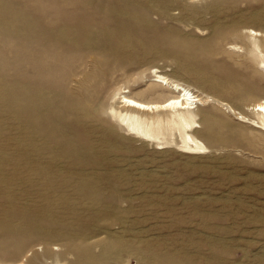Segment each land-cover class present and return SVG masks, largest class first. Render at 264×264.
Listing matches in <instances>:
<instances>
[{"label": "rangeland", "instance_id": "rangeland-1", "mask_svg": "<svg viewBox=\"0 0 264 264\" xmlns=\"http://www.w3.org/2000/svg\"><path fill=\"white\" fill-rule=\"evenodd\" d=\"M263 42L264 0H0V264H264ZM156 74L209 153L120 124Z\"/></svg>", "mask_w": 264, "mask_h": 264}, {"label": "bare ground", "instance_id": "bare-ground-1", "mask_svg": "<svg viewBox=\"0 0 264 264\" xmlns=\"http://www.w3.org/2000/svg\"><path fill=\"white\" fill-rule=\"evenodd\" d=\"M241 35L249 40L252 49L260 50V44L257 37L261 36V34L258 31H255L252 28H244L241 31ZM235 47L237 46H230V48ZM260 65L264 69V59L261 60ZM155 81L157 82L156 86L160 90L162 89L161 87L163 84H178L176 85L178 91H176V89L173 90L171 87V89L168 90L167 98H159V100L156 101H145L132 94L129 90L123 91L122 93H124V95L119 97L118 102L121 106L115 111L116 115L121 120V123H119L124 126L123 128H125L129 135L146 142L158 141L162 142L159 144H163L164 142L168 144L171 142V138L175 133H178L184 145L183 152L196 155L208 152V147L205 143L200 140L201 138L199 139V137L195 135L197 132L196 128L199 127L198 122H201L198 121L199 111L201 110V106L204 105V100L200 97L201 95L195 94V91L192 92L190 85H185L184 83L177 81L171 82L170 79L163 74H156ZM156 94L158 93H155L154 95L156 96ZM251 108L262 120L261 124L264 127V99L262 98L253 103ZM231 111L235 113V110L231 109ZM241 118L244 117L241 116ZM257 127L262 129L261 126ZM199 131L201 132V130Z\"/></svg>", "mask_w": 264, "mask_h": 264}]
</instances>
